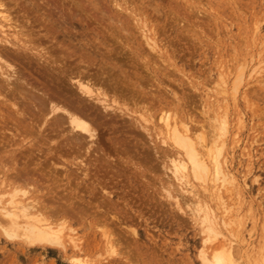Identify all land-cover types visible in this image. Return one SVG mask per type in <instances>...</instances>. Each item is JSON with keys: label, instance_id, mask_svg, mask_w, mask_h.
Returning a JSON list of instances; mask_svg holds the SVG:
<instances>
[{"label": "rangeland", "instance_id": "374dc122", "mask_svg": "<svg viewBox=\"0 0 264 264\" xmlns=\"http://www.w3.org/2000/svg\"><path fill=\"white\" fill-rule=\"evenodd\" d=\"M29 1H32L34 4H38L39 11L45 10L46 3H49L52 8H54L55 6L56 9L62 8L64 11L65 9L66 10L71 9L72 13L75 15L74 20H72L74 26L73 32H75L76 35L78 36L75 42L77 44L80 38L82 43L87 42L88 50L93 55L91 61L79 62L78 54L76 53L75 57L77 58H75L74 60L78 59L75 62L78 61L77 63H80V65L81 63L83 64L81 65V69L84 72L86 73L89 72L92 74L94 73V71H96L95 73L104 71L103 73L105 75L106 74L105 71H107L109 68L111 69L110 62H114L116 60L115 62H117V64L121 63L123 68L127 69L128 73L132 75L133 80H136L137 79L136 77L141 76V74L143 75L149 72L154 77L151 76L152 77L151 80L150 81L145 80L144 83L145 85L149 86L150 92L152 91L151 93L147 94V96L145 95L146 98H144L145 101L149 103H145V101L142 99L143 102H141L140 105L142 103L143 104L142 106L138 105V108L136 109L137 111L135 110V114L134 112L129 114L128 111L126 112V110H124V107L123 108L119 107L117 108L116 111H113L115 114L116 112H118V119L120 118L119 120L121 121V123L123 121L122 119L124 116V115L122 116V114H125L124 117L125 119H127V123H125L126 122L125 121L124 125L127 124L129 125L131 123V128H133L132 132H136L135 133L136 135L128 131L125 132L126 129L128 130V126H125L124 128L120 127L119 129L117 128L118 129L117 130L115 126L119 127L122 125L119 124L120 123L119 120L114 124V127H112L109 124L103 126L101 125L102 123H99L100 126L96 125L97 131H100L101 133L102 130L103 134L102 133H101L102 135L99 134L100 136L98 142L96 144L93 143V147L94 145L97 144L101 145V147L103 148L102 155L101 153L99 154L98 152L93 151L95 152V154L92 152L91 156L95 157L100 155L98 157L100 159L99 160L95 159L96 161L94 160L92 161L89 160L90 158L88 157L85 163L82 164L84 166L83 167L81 166V164H78L81 163L79 160L81 157L79 158L78 157L79 155L75 153L70 154L71 149L68 146V144L61 142L64 141V139L66 138L61 136L62 132L57 133L58 131L52 129L51 127L52 125L51 119H53L51 117L52 115L48 113L49 115H51L50 116L51 119L48 117V114L46 115L48 117L47 118L44 115V113L37 112L39 111L38 107H37L38 109H36V107L34 108V106H32V105L35 106L38 105L37 104L38 101L37 102L35 101L37 99L34 98L35 97L34 95H36L37 92L38 93L41 92L40 91L41 89L39 87H42L41 82L45 79L43 77L42 72L39 70V68H36L37 67L36 64L27 65L26 61H24L23 62L25 65L24 66L23 64H21V62H18L19 61L18 59L11 60L13 61L11 63L16 65L15 67H17L19 71L21 70L19 69V67L20 68L22 67L23 70L21 71L24 73V75H26V77H28V79L31 82L36 81V83L35 82L34 83L39 89L35 88V85L33 87L31 86V84L26 83L25 79L24 82L21 81L23 78L21 79L19 78L18 80L20 81L19 84L17 83L18 84L17 87L20 86L19 89L16 88V84H15V90L13 91L12 96L11 95L9 96L8 94L11 93V90L9 91L6 87L3 88L2 86L0 87V110L4 111L7 118V119L5 118L6 120L3 122L2 125L0 124L1 125L0 134H2L3 137L4 136L6 137L7 135L6 137L7 140H5V138L3 139V137H1L0 135V148L2 147L1 145H3L4 147L1 148L0 150V158H1L0 162L3 164V166L0 164L1 165L0 169H2L0 170L1 171L0 178H2L0 179L1 181L0 190L4 188V185L7 191L12 190L11 189L12 186L6 185L15 175V173L13 172H15L16 169L14 168L15 166L14 164L12 166V162L16 163L17 161L16 167L18 169L21 167H25L29 164L27 166L28 170L27 167H25V170L22 169L23 172L25 171L29 172L30 171L29 168L30 169L33 168V170L31 171L37 169L35 170L36 174L34 172L32 173L29 172V174H31L33 178H35L38 181L37 183L39 184H37L36 187H34L33 184L30 185V183L26 184L28 189L30 188V192L25 193L26 195L24 196L23 192L19 191L18 196L22 197V199L25 200L26 199L32 200L33 197L36 199L35 196H37L40 202H44L45 205H48L50 207L52 206L51 208L54 209L60 207L63 208L62 210L59 211L57 218L62 217L63 214V216L68 219V222L70 226L74 228L73 231L75 233L73 231L71 232L68 231L69 229L65 230V233L67 232L72 234L74 233L73 235L78 234L76 236L79 237V239H77V242L78 244L81 245H79L80 248L75 246H70L73 245V243L70 242L68 239H66L67 242L66 250H62V248L60 247L29 246L23 243H19L17 241L9 240L0 233V264H73L71 262V258L74 257L80 258L86 264H205L200 258L201 250L208 252V254L210 255L211 252L210 249L212 248V246L214 247V245H216L217 243L221 244V239H222L221 237L223 236L232 238L233 240L234 239L237 240L236 243H234L235 245L234 248H236L234 252L235 253L237 252L236 258H238L237 260H240L238 262L239 264H250V262L251 264H255V263L264 264V94H263L264 93L263 91L264 90V80H263L264 79V0H132V1L128 0L137 9L136 11L138 16L136 17L140 18L141 20L144 19L143 21L147 23V26L152 28V32L155 33V37L158 38L157 39L158 42L160 41L159 45L160 47H162L161 49L165 50V51L162 50L160 54H158L157 52L155 53L153 50L151 51L150 49H148L141 36V30L138 27L134 26L135 23L133 22V19L128 20L129 18L131 19L132 16H129L128 12L124 10L118 11L116 6H114L115 3H113V0H29ZM29 1L6 0L5 2L9 4H6L5 6L14 5L13 7L10 6L12 7L10 9V13L12 15H15L16 10L22 8V6L23 7L26 6L25 8H28V6L31 7L32 4ZM139 7L141 8L139 9ZM142 11L144 12L145 15L143 14ZM122 14L126 16L123 17ZM29 15L32 14L29 13ZM142 16L144 17L143 19ZM21 18L22 17L20 16L19 19L23 20ZM118 21L119 22L121 21L120 24H118L119 23ZM83 25L86 26L85 27L86 29L84 28ZM106 27L111 29H107ZM116 29L119 31L115 32ZM121 29H125L124 30L125 33ZM11 30H8L9 33L10 32L12 33ZM0 35L2 36L3 34L0 32ZM121 35H124L125 37ZM110 36H112L113 39ZM120 37L121 38L123 37V40H125L124 43L126 42L127 43L123 44L122 42L123 40ZM10 38L12 39V36H10ZM59 38L60 37L58 36V39ZM114 38L116 39L120 38L121 40L114 41L116 40ZM101 40L104 41L103 43L105 45L102 43ZM44 41H45L44 45L50 44L49 42L46 43V40ZM105 42L107 43V45L109 43V46H107ZM11 46L13 47V45ZM112 46L113 47L116 46L117 48L116 47L113 48ZM138 46L139 48H137ZM115 50L118 51L116 52ZM119 50H121V54ZM123 50L125 51V53L123 52ZM30 52L32 53V51ZM104 52L105 53L109 52V53L105 54ZM122 52L126 55H123ZM132 52H134V54ZM113 53L116 55V57H113L115 55L110 57ZM120 55L122 56L120 57ZM105 56L109 58L107 59ZM144 56H146V58ZM117 57L118 60L116 59ZM147 59L154 61V63L150 61L151 64L147 65L148 70L145 69L147 68L146 66L143 67L148 61ZM139 61L140 63H138ZM88 63H90L91 66H89ZM94 63H98V64L96 65ZM102 63H104L105 65L104 64L102 65ZM101 65L104 67V68L102 67L104 70L101 67H99ZM29 66L33 67L32 72L30 71L31 68H29ZM106 66L108 67L106 68ZM255 68L257 69L256 71ZM113 69L115 73L117 72V70H118L117 74L120 73L118 68L115 67ZM131 70L134 72L133 74ZM241 70H244L243 74L245 76L243 75L240 77L238 75V73H240ZM7 71L8 73L11 74L13 73L10 71L9 68H6V72ZM35 73L37 74L39 73L40 75L39 74L35 75ZM12 78L15 77L12 76ZM191 80H193V82L196 83L194 84ZM225 80H227V85H226L227 94L220 92V90L223 87L222 83ZM147 82L148 84H146ZM50 83L51 85H54L53 81L51 80ZM27 84L28 86H26ZM4 88H6V90ZM20 88L22 90H20ZM3 89L5 90V92L2 93ZM29 90L31 91L29 92ZM218 93L221 94L217 95ZM27 94L29 96L30 94L31 95L34 94L33 95L34 97L31 96V98L34 99V101L29 97L28 99H26V97L28 96ZM24 95H26V97ZM8 96L9 98L10 97L11 98L9 99ZM224 96L228 98L226 99V101L222 100ZM20 98L22 99L20 100ZM23 101H27V102L25 103ZM16 102H17L16 105L17 109H19L20 112L23 113L25 112V110H27L26 112L29 113V115H27L28 113H25L26 115L24 113L23 114L20 113L22 114L21 116L23 117V120L19 119L21 118L20 115L17 117V114L15 112L16 109H13V107H11L12 104L13 103L16 104ZM21 102H23V105ZM219 102L223 104L221 105L219 104ZM226 102L229 107L227 106ZM20 105L22 106L20 107ZM214 105L215 107H213ZM26 106L28 108H26ZM20 108L22 111L20 110ZM35 109L38 114L34 111ZM120 109H123L124 113L120 112L121 111ZM147 109L149 110L150 114L149 112H146L148 111ZM163 109H165V111H169V113L171 112V114L173 113L174 116L177 114V116L175 117H178L184 120L185 122H187L191 126V128L193 127V129L195 130L196 128H198V131L197 130L195 131V136H200L201 138L207 140H209L211 137L210 128L212 123L214 122V119L212 118L213 114L216 113L215 115H217L218 118L227 119L228 122L227 132L226 135L225 134L222 135L223 136L222 138L225 140L224 141L225 149H222V154L220 155L219 159L223 163L226 158L225 160L226 164L223 163V165L224 166L226 165L225 168L226 169L228 168L227 171L230 173V175L232 173V177L234 176L236 177V178L234 177L235 181L232 184H229L230 187L227 184L225 189V187L223 188L222 186L219 185V182L210 180L212 179V175L207 177L208 180H206L207 179L206 177H204L206 178L204 179V178H197L192 174L189 175L188 178L190 181L188 185L195 186L194 187L195 191L197 192L199 191V193L200 192L203 193V194L200 193V195H198L199 193L197 194V192L196 193L192 192L191 191L192 187H190L189 189L185 188L188 186L187 184L186 185L185 183L180 184V182L182 181H180L173 174L170 157L173 154L175 156L176 155L179 156L180 154L181 155L180 157L185 159V155H183L184 152L179 147L176 146L173 147V145L171 146L163 142L164 132L160 131L159 129L160 123L158 122V117H159L158 115L161 114ZM212 111L214 113H212ZM138 112H140V114ZM182 112L184 113V115H182L183 114ZM9 113L11 114V116H9ZM142 115L144 117L145 116L147 117L149 115L150 117L149 116L148 117L151 120L152 125L151 124L149 125L150 123L149 121H148L149 123L145 122L146 120L144 121V117ZM133 116L138 120L141 119L142 120L138 122L136 121V119L132 118ZM141 116L143 118H141ZM14 117L18 119V122L14 120ZM33 117L35 119L37 117L38 120L42 117V119L44 118V120L42 121V119H40L41 121L39 122L38 120H33ZM30 118H32V120ZM92 118L94 117L93 116L88 117V119H90V122ZM188 119H190L191 122ZM32 122L35 124V126L32 125ZM99 122H103V121L100 120ZM147 123L148 125H146ZM139 124L142 125L141 126L142 128L140 127ZM200 124L202 125L198 127V125ZM216 124H218V122H216ZM41 125L43 127H41ZM145 126H147L148 129L144 128ZM1 127L5 128V130H8L7 128H10L12 130L11 131L12 133L10 134L4 132L6 133L4 135V133H2L1 130L3 131L5 130L2 129ZM33 127L35 129H33ZM38 127L42 132L39 129L37 131ZM31 128H32L31 131L32 133L29 131ZM151 128H153V130ZM141 130L142 131L147 130L150 134H148L147 131L142 132ZM8 132H10V130ZM14 132H15V136L17 135V137H14V135L13 137H11ZM160 132L163 134L161 135ZM53 133L54 135L56 134V137L53 136ZM65 133H67V131ZM147 134L148 136L146 139L149 140L150 138V142L154 141L153 143L151 142V145L149 144L150 142L148 140H147L148 142L145 141L146 139L144 135ZM153 134L155 136L157 135H161V136H157L156 138H154L155 136H153ZM150 135L152 136L153 139L150 137ZM111 137L117 138V140L112 139ZM142 137L144 138L142 139ZM21 138H23V140ZM222 138H220V141H222ZM8 140H10V142ZM46 140L50 141L49 143L50 145L47 143L49 141ZM59 140L61 144L59 143ZM1 141H3V143H1ZM4 141L5 142L8 141L9 146L7 144L8 142L4 144L5 143ZM99 141L101 142L99 143ZM51 144L52 145L54 144L53 145L54 153L51 152L50 154H48L49 147H51ZM125 144L128 145L126 146ZM5 145H7L8 147H6ZM66 145L68 147L67 150L69 151V154L67 150H64L67 148ZM118 145L121 146L119 147ZM134 145H139V146H134ZM154 145L156 148L154 150V153H152L153 148L150 147H154ZM115 146L117 147L115 148ZM169 146L171 147L169 148ZM13 147L14 149H11ZM123 147H125V149H123ZM113 148L115 150H113ZM117 148L119 149V153L122 152L121 154L116 153L118 152ZM59 149L63 150V154L65 155V157L67 158L69 157L68 160L64 158L65 159L64 161V159H60V157L54 155L55 151L57 150L58 152L62 151ZM105 149L109 157L107 155L106 157L103 154L104 152H106ZM39 150L41 151L43 150L44 152L46 151L45 153L47 154L44 155L45 153H43V151L39 152ZM156 150L157 152L158 151L161 152L162 150L160 156L162 154L163 157H161V159L157 158V156L159 155L158 153H157L158 155H155ZM83 151L84 148L82 149V152ZM144 151H149V153H146ZM168 151L170 152L171 156L168 154L169 153ZM174 151L176 152L178 151V152L176 153ZM92 154L95 156H93ZM166 154L169 156L167 157ZM103 155L105 157H103ZM119 155H121V158L119 157ZM145 155L146 158L144 157ZM165 155L168 159H165L164 157ZM173 156L171 158H173ZM5 157L7 158L9 157L7 161L10 159L8 162L12 161L10 162L11 164H9L6 161ZM13 157L16 158L14 159ZM2 158L3 159L5 158V161H1L3 160ZM52 159L53 160L55 159L54 161L58 160L57 164L56 162L54 163L57 165V168L61 164L60 165L61 168L54 169L52 166L54 163L51 162L50 164V161ZM45 160H47L48 163ZM121 161L123 162L122 164L120 163ZM43 162H46L47 164ZM55 164L54 167H56ZM162 164L164 165V167ZM49 165L52 166L51 168L54 170L48 169L50 168ZM78 165H80L81 167L79 166V168H77ZM86 165L90 167L85 168ZM41 166L43 168L48 166V168L44 169L46 171L52 170V172L47 171L48 174L50 173L49 176L48 174H46V171L45 172L42 171L43 168L41 169ZM95 167L97 170L95 169ZM87 168L93 170L90 171L91 173L89 172L90 169L86 170V172L88 171L87 172L88 174L90 173L93 176L89 174V176L85 177L86 175L83 172H85V169ZM39 169L41 171H39ZM68 169L71 171H69ZM82 169L84 170L82 171ZM80 171H82L84 176H82V173ZM53 172L55 176L51 175V173L53 174ZM67 172H70L71 174L67 175L66 174ZM93 172L95 174H93ZM190 172L191 171H189V173ZM6 174L8 175L11 174L12 176L9 175L10 177H8L9 178L8 179ZM34 174L36 176L39 175L40 176L39 178L41 179L42 178L44 179V177H46L45 178L46 180L47 179H51V180L46 181L44 179L43 182V180L37 178ZM44 174H46V176ZM62 174L64 176L60 177ZM73 175H75V178ZM102 175L103 177H101ZM90 176L95 178V180ZM51 177L55 178L57 181ZM88 177L90 179H88ZM80 178L83 181L82 180L79 181ZM61 179L62 180L64 179L63 182L61 181ZM169 179L171 180V182ZM93 180L94 182H92ZM204 181H207V183ZM17 182H20L19 187L21 188L23 187L24 189L25 188L27 189L26 185L23 184L24 182L23 183L22 181H17ZM55 182L56 184L60 183L61 185H56L54 184ZM98 182L103 186L99 185L100 187H98L97 186V184H99ZM167 182L169 183L165 184ZM196 182L198 183V185ZM3 183L4 185H2ZM40 183H42V185H40ZM50 183H52L51 186L49 185ZM87 183L90 184V187L89 184ZM170 183L171 185H169ZM160 184H163V187ZM54 185L55 188H53ZM82 185L85 186V188ZM29 186L35 188V190H37L36 192L37 194L34 193L35 190L33 191L32 188ZM164 186L168 187L170 191L168 190V188L165 189L166 187L164 188ZM102 187L104 188V190L105 188L107 190L101 191ZM161 187L164 189H162ZM50 188H53V190ZM78 188L80 189L79 191ZM179 188L180 189L182 188V190L184 191L182 190L179 191L178 190ZM215 188H221L220 191L224 192V194L222 195L223 198L221 200H218L216 197H215L216 199L214 198L215 195L214 193H216L215 190H217ZM83 189H85L86 191ZM81 190H83L84 192H82ZM162 190L164 191L166 190V191L164 192ZM167 190L169 191L168 196L166 193ZM176 190L179 192V195L178 193L175 194ZM47 191H51L52 193H48ZM98 192L100 196L102 195V197H99V194L95 196ZM105 192L106 194H103ZM107 194H111V195L109 196ZM170 194L172 197H174V200L173 198H171ZM195 194H197L198 196ZM5 195L6 196L3 197L2 201H5L10 196V194H5ZM61 195L64 197H62ZM175 195H178V197H176ZM208 195L213 196L212 197L213 199H211V196L209 197ZM94 196L96 198L97 197L99 198L94 199L95 198ZM190 196H192V198H190ZM203 196H205V199L206 197L207 199H209V200L206 199L208 204L211 205L212 208H214L213 210L217 212L219 217L220 216L226 217V219L230 222L231 226L229 228L231 229V232L233 230L232 233L234 236L232 235V233H230L232 236L231 237L230 234L227 233L224 226H223L224 229L222 228V236L219 237L218 239H214L215 241L212 239V237L211 238L209 237L212 236L211 234L208 236L206 235L207 233H209L208 230L205 227L203 229V225L201 226L202 222H200L201 220L198 215L199 213L197 214L199 219L195 214L198 212L196 210L198 207L197 199L198 198L203 199L204 198ZM46 199L48 202L46 201ZM91 200L97 203L91 202ZM184 200H186V203ZM58 201L59 203L62 202L61 205L59 204L60 206L58 205L59 207L56 205ZM106 202L108 205L106 204ZM187 202L189 203V205ZM191 203L192 204L195 203V204L192 205ZM90 204L91 206H89ZM77 205L78 208L76 207ZM82 205L84 207L82 214H84L85 216L84 215L82 216V214H79L77 212L79 206ZM109 205L111 208L108 207ZM67 206L69 209L71 208L70 210H73V212H71L67 208ZM94 206L96 208H94ZM91 207H93L94 210ZM85 208L91 210V212L90 211L88 212V210ZM100 208L101 210L99 211ZM84 210L87 211L85 212ZM96 210L97 212H95ZM108 211L112 215H110ZM112 212H115L116 214ZM98 213H100L101 216ZM91 214L94 216H92ZM106 214L110 215L111 217L106 216ZM119 216L123 218L121 219ZM117 217L120 219L119 220L117 219L118 221L114 220ZM105 219H109V221ZM87 222H89L90 224L89 223L87 224ZM95 222L96 224L93 225ZM98 222L99 223L101 222L102 225H99ZM103 222H106L105 224L113 223L114 225L112 224V226L110 227V224H108L109 227L108 228L107 225L103 226L105 225ZM122 222L125 224H120ZM118 223L120 227L118 226ZM86 224L89 226L88 227L85 226ZM99 226L105 227V230L106 231L109 230V231L105 232L104 228L101 227L102 228L101 229L99 228ZM121 227H124V229H122ZM97 230L101 232L99 233ZM117 230L121 232L118 233ZM115 231H117V234L115 233L116 235H113L112 233H114ZM223 232H226L227 234L225 233V235H223L224 234ZM107 233L108 235L111 234V237L109 236V238H112V235L115 236V238L113 237L114 239L112 238L113 241L112 244L106 242L107 240H109ZM118 235L120 236V238H118ZM204 236L205 239L203 240ZM95 240L98 241V243H96ZM102 240L104 243L102 242ZM207 240H209V243ZM204 241L205 243L202 244V242ZM210 242L212 243L210 244ZM97 244H99V246ZM104 245H106L105 246L106 249L104 248ZM111 245L115 246L118 254H114V252L111 250L112 249ZM207 245L208 246L210 245L209 248L207 247ZM122 253L123 255H121ZM246 260H248L249 262H247Z\"/></svg>", "mask_w": 264, "mask_h": 264}, {"label": "bare ground", "instance_id": "6f19581e", "mask_svg": "<svg viewBox=\"0 0 264 264\" xmlns=\"http://www.w3.org/2000/svg\"><path fill=\"white\" fill-rule=\"evenodd\" d=\"M6 1V0H5ZM5 1L3 0H0V32L3 34L2 36L0 35V76H1V79H0V87L2 86L3 87H6L9 91L11 90V93H8L9 96L11 95L12 96V93L13 91L15 90V84H16V88L19 89V87H17V85L20 83L19 78H23L21 81L24 82V79L26 81V83L28 84H31V86L34 87L35 85V88H37L36 86V81H30L28 79V77H26V75H24V73L21 71L23 70L22 67L19 69H21L20 71L18 70L17 67H15L16 65L12 64L11 60L13 59H18L19 61L18 62H21V64L24 65V61H26V64L30 65H34L36 64L37 67L36 68H39V70L42 72L43 74V77L45 78L41 84H42V87H39L41 90V92H35L36 95H31L30 96L28 95L26 97V95H24L26 97V99L31 98V96H33L35 99L36 102H37V106L35 105H32L34 106V108L36 107V109L39 108V111H37L38 113H44V115L46 116L48 113H50L51 115L48 114V117L50 118V116L53 118L51 119L52 120V129L53 130H56L58 131L57 133H61V136L62 137H66L64 139V141H61V142H64V143H67L68 146L70 147V154L72 153H75L77 155H79L78 157L80 158V162L81 163H78V164H81V166H83L82 164L85 163V161L88 159V157L90 158L89 160H94L96 161L95 159H100L98 158L101 153L102 155V150L103 148L101 147V145L97 144V145H94L93 147V143H97L98 142V139H99V134H103L101 128V133L100 131H97V126L99 125V123H102L101 125L105 126L107 124L111 125L112 127H114V124L116 122H118V112H116V114L113 112V111H116L117 108L119 107H124V110H126V112L128 111L129 114H131L132 112H134L135 114V110L138 108V105H140L142 101V99L145 101L144 98L145 95L147 96V94L151 93L150 92V88L148 85H145V80H151V76H153L152 74L147 73V74H141V76L139 77H136L137 79L136 80H133L132 78V75L128 73L127 69L126 68H123L122 64L119 63L117 64V62H110V66H111V69L109 68L108 71H105L106 74L104 75V71L103 72H98V73H95L96 71H94V73H86L84 72L82 69H81V65H83L81 63H77L75 62L76 60H74L76 56V53L78 54V58H79V62H89L92 60V54L91 52L88 50V43H82L81 42V38L78 40V43L76 44L75 40L78 38V36L76 35L75 32H73V23H72V20H74L75 18V15L72 13L71 9H65V11L61 8V9H56V7L54 6V8L51 7V5L49 3H46L45 4V10H42V11H39V7H38V4H34L32 1H29L31 2L32 6L29 7L28 5V8H25L23 7L22 5V8H19L18 10H16V13L15 15H12L10 13V9L12 7H10L9 5L8 6H5L6 4H9V3H6ZM132 1V0H131ZM9 2V1H8ZM14 2V1H13ZM113 3L114 6H116L117 10L118 11H121V10H124L126 12H128V15L129 16H132V18L128 20H132L133 19V22L135 23V27H138L140 30H141V36L144 40V43L145 45L148 47V49H150L151 51L153 50L155 53L157 52L158 54H160V52H162L163 49H161L162 47H160L159 45V42H158V38L155 37V33L152 32V28L151 27H148L147 26V23L145 21H143L144 17L142 16V19L141 20L140 18L136 17L138 16L137 14V9L133 6V4L131 2H129L128 0H113ZM141 3V1H140ZM144 3V2H143ZM16 4V3H15ZM18 4V3H17ZM126 4V5H124ZM128 4V5H127ZM19 5V4H18ZM24 5V4H23ZM26 5V4H25ZM113 5V4H112ZM140 6V5H138ZM10 7V8H9ZM19 7V6H18ZM58 8V7H57ZM114 8V9H116ZM141 7H139L140 9ZM146 9V7H145ZM59 10V11H57ZM58 12V13H56ZM75 12V11H74ZM123 12V11H122ZM143 12V11H142ZM29 13H31L32 15H29ZM76 13V12H75ZM59 14V16H58ZM118 14V12H117ZM137 14V15H136ZM144 14V12H143ZM141 14V15H143ZM55 15V16H54ZM127 15V16H128ZM145 15V14H144ZM22 17L21 19L23 20H20L19 17ZM122 16H126V15H123ZM121 17V16H119ZM125 19V18H123ZM127 19V18H126ZM120 20V19H119ZM141 20V21H140ZM125 21V20H123ZM119 22V21H118ZM121 22V21H120ZM120 22L118 24H120ZM28 23V24H27ZM151 23V22H150ZM30 24V25H29ZM36 24V25H35ZM149 24V22H148ZM125 25V23H124ZM38 26V27H36ZM84 28L86 27L85 25H83ZM151 26V25H150ZM117 27V26H116ZM153 27V26H152ZM156 27V26H155ZM107 28V27H106ZM126 28V27H125ZM128 28V27H127ZM157 28V27H156ZM155 28V30H156ZM12 29V30H11ZM86 29V28H85ZM104 29V28H103ZM107 29H111V28H107ZM119 29V28H118ZM8 30H11L12 33L10 34ZM114 30V29H113ZM122 31H124L125 29H121ZM127 30V29H126ZM158 30V29H157ZM111 31V30H110ZM119 30L116 29L115 32H117ZM113 32V31H112ZM121 32V31H120ZM155 32V31H154ZM107 33V32H106ZM125 33V31H124ZM128 33V32H127ZM131 33V32H130ZM153 33V34H152ZM159 33V32H158ZM113 34V33H112ZM111 34V35H112ZM118 34V33H117ZM122 34V33H120ZM132 34V33H131ZM10 36H12V39L10 38ZM43 36V37H42ZM58 36L60 37L58 39ZM113 36V35H112ZM110 36L112 39L113 37ZM121 36H124V35H121ZM118 37V36H117ZM125 37V36H124ZM121 38V37H120ZM116 39L114 41H119V40H123V37L121 39ZM46 40V43H50L48 45H44L45 44V41ZM129 39V38H128ZM104 40V39H102ZM101 40V41H102ZM107 41V40H106ZM113 41V42H114ZM104 41H102L103 43ZM123 44H126L124 43L125 40L122 41ZM162 42V41H161ZM106 43V42H105ZM104 44V43H103ZM117 44V43H116ZM121 44V43H119ZM13 45V47L11 46ZM105 45V44H104ZM107 45V43H106ZM109 46V43L108 45ZM120 46V45H119ZM118 46V47H119ZM128 46V45H127ZM131 46V45H130ZM113 47V46H112ZM111 47V48H112ZM116 47V46H114ZM113 47V48H114ZM123 47V45H122ZM121 47V48H122ZM164 47V46H163ZM166 47V46H165ZM168 47V46H167ZM107 48V47H106ZM117 48V47H116ZM120 48V47H119ZM124 48H125V45H124ZM127 48V47H126ZM136 48V47H135ZM134 48V49H135ZM139 48V46L137 47ZM123 49V48H122ZM167 49V48H166ZM130 50V49H129ZM32 51V53L30 52ZM116 52L118 50H115ZM114 51V52H115ZM120 51V54H121V50ZM165 51V50H163ZM112 52V51H111ZM123 52L125 53V51L123 50ZM122 52L123 55H126ZM129 52V51H128ZM103 53V52H102ZM105 53V52H104ZM107 53V52H106ZM105 53V54H106ZM109 53V52H108ZM107 53V54H108ZM127 53V52H126ZM131 53V52H130ZM134 54V52H132ZM167 53V52H166ZM113 55H115L114 53L110 56L112 57ZM136 55V54H135ZM104 56V55H103ZM107 56V55H106ZM105 56V57H106ZM122 55H120L121 57ZM131 56V55H130ZM143 56V55H142ZM95 57V56H94ZM113 57H116L113 56ZM128 57V56H127ZM126 57V58H127ZM133 57V56H132ZM146 58V56H144ZM143 57V58H144ZM98 58V57H97ZM107 59L109 57H106ZM135 58V56H134ZM114 59V58H113ZM112 59V60H113ZM118 60V57L116 58ZM132 59V58H131ZM129 59V60H131ZM128 60V59H127ZM135 60V59H134ZM148 60V59H147ZM94 61V60H93ZM99 61V59H98ZM126 61V60H125ZM150 61L152 60H148L146 62V64L143 66V67H147L145 69L148 70V66L150 63ZM104 62V61H103ZM107 62V61H106ZM121 62V61H120ZM154 63V61H152ZM243 62V61H242ZM92 63V62H91ZM101 63V62H100ZM140 63V61L138 62ZM89 66H91L90 63H88ZM94 64H98V63H94ZM104 63H102L103 65ZM243 64V63H242ZM18 65V64H17ZM99 66V67H103V66ZM105 65V64H104ZM124 65V64H123ZM127 65V64H126ZM125 65V66H126ZM134 65V64H133ZM137 65V64H136ZM246 65V64H245ZM19 66V65H18ZM25 66V65H24ZM86 66V65H85ZM109 66V65H108ZM106 66V68L108 67ZM129 66V65H128ZM93 67V66H92ZM118 68L119 69V74H117V72L115 73L114 72V69L113 68ZM122 67V68H121ZM138 67V66H137ZM246 67V66H245ZM258 67V66H257ZM6 68H9L11 72H13L12 74L11 73H8V71L6 72ZM28 68V67H27ZM30 71L32 72L33 71V67H30L29 66ZM87 68V67H86ZM104 68V67H103ZM102 68V69H103ZM134 68V67H133ZM132 68V70H133ZM139 68V67H138ZM244 68V67H243ZM136 69V68H135ZM36 70V69H35ZM98 70V69H97ZM104 70V69H103ZM113 70V71H112ZM131 70V71H132ZM245 70V69H244ZM244 70H241L240 73H238V75L241 77L243 76V72ZM257 69L255 68V71ZM130 71V70H129ZM254 71V70H253ZM28 72V71H27ZM108 72V73H107ZM19 75H17V74ZM21 73V74H20ZM134 72L132 71V74ZM257 73V72H255ZM15 76H14V75ZM37 73H35L36 75ZM39 74V73H38ZM37 74V75H38ZM138 74V73H137ZM184 74V73H183ZM40 75V74H39ZM15 77V78H12ZM245 76V75H244ZM254 76V75H253ZM38 77V76H37ZM135 77V76H134ZM154 77V76H153ZM225 77V76H224ZM40 78V77H39ZM31 79V78H30ZM33 79V78H32ZM47 79V80H46ZM135 79V78H134ZM190 79V78H189ZM242 79V78H241ZM2 80V81H1ZM39 80V79H37ZM50 80L53 81L54 85H51L50 83ZM144 80V81H143ZM264 80V79H263ZM193 82V80H191ZM235 81V80H234ZM40 82V81H39ZM261 82V81H260ZM18 83V84H17ZM194 83V82H193ZM196 83V82H195ZM194 83V84H195ZM229 83V82H228ZM263 83V82H262ZM28 84L26 86H28ZM40 84V83H39ZM38 84V85H39ZM148 84V82L146 83ZM150 84V83H149ZM223 87L222 89L220 90L221 93H226L227 92V80L223 81ZM234 84V83H233ZM230 85V84H229ZM12 86V87H11ZM263 86V85H262ZM1 88V89H2ZM6 88H4L6 90ZM37 88V89H39ZM219 88V87H218ZM239 88V87H238ZM261 88V87H260ZM3 89V90H4ZM237 89V87H236ZM2 90V93L5 92V90L3 91ZM20 90H22L20 88ZM31 90H29L30 92ZM36 91V90H35ZM264 91V90H263ZM28 92V93H29ZM202 92V91H201ZM200 92V93H201ZM206 92V91H205ZM211 92V91H210ZM218 92V91H217ZM1 93V94H2ZM25 93V92H23ZM27 93V92H26ZM215 93V92H214ZM221 93H218L217 95L221 94ZM6 94V93H4ZM207 94V93H205ZM227 94V93H226ZM264 94V93H263ZM16 95V94H15ZM23 95V94H21ZM154 95V94H153ZM203 95V94H202ZM216 95V96H217ZM3 96V95H2ZM7 96V95H5ZM8 96V98H9ZM231 96V95H230ZM14 97V96H13ZM149 97V96H148ZM220 97V96H219ZM11 98V97H10ZM9 98V99H10ZM18 98H19V95H18ZM153 98V96H152ZM22 98H20L21 100ZM32 99V98H31ZM150 99V98H148ZM147 99V101H148ZM220 99V98H219ZM226 99H228L227 97L224 96V98L222 99L223 101H226ZM233 99V98H232ZM12 100H15V99H12ZM34 101V99H32ZM218 100V99H217ZM17 101V100H16ZM23 102H27V101H23ZM23 102L22 105H23ZM203 102V101H202ZM200 102V103H202ZM12 103V102H11ZM9 103V104H11ZM20 103V104H21ZM24 103V104H25ZM145 103H149V102H146ZM207 103V101H206ZM8 104V105H9ZM143 104V103H142ZM142 104L140 106H142ZM214 104V102H213ZM219 104H221V102H219ZM223 104V103H222ZM221 104V105H222ZM227 104V102H226ZM17 102L16 104L13 103L11 107H13V109H16L15 112L17 114V117L20 115L21 118L19 119H22L23 120V117L21 116L23 113H28L26 112L27 110H25V112H20L19 109H17ZM20 105V107L22 106ZM119 105V106H118ZM160 105V104H158ZM145 106V105H144ZM218 106V104H217ZM225 106V105H224ZM228 106V104H227ZM19 107V106H18ZM24 107V106H23ZM38 107V108H37ZM150 107V106H148ZM215 107V105L213 106ZM226 107V106H225ZM229 107V106H228ZM10 108V107H8ZM26 108H28L26 106ZM30 108V107H29ZM162 108V107H160ZM206 108V107H204ZM218 108V107H217ZM216 108V109H217ZM221 108V107H220ZM33 109V108H32ZM36 109L34 110L36 112ZM144 109V108H142ZM153 109V107H152ZM174 109V108H173ZM21 110V108H20ZM121 111L120 112H123L124 110L123 109H120ZM139 110V109H138ZM148 110V109H147ZM164 110V111H163ZM161 114L158 115V122L160 123V131L161 132H164V139H163V142H165V144H169V145H173L176 146V147H179L180 149L183 150V155H185V159L180 157L181 155L179 154L178 155H174L173 153V158H171V154H170V149H169V155L171 156L170 157V160H171V165H172V170H173V174L182 182L181 183H185V185L189 184V175L192 174L193 176L197 177V178H204V177H208L210 175H212V179L210 180H214L215 182H219V185L222 186L223 188L225 187L226 189V186L228 184V186L230 187L229 184H232L234 181H235V178L232 177V173L230 175V173L227 171L228 168L226 169L225 166L223 165V163H225V160L224 162L222 163V161L219 159L220 155L222 154V149H225V140L222 138L223 136L222 135H226V132H227V125H228V122H227V119L225 118H218L217 115L213 114V117H212V114H211V117L214 119V122L212 123L211 125V128H210V131H211V137L209 140L207 139H204V138H201L200 136H195V131L197 130L198 131V128L193 129V127L191 128V126L185 122L184 120L178 118V117H175L177 116V114L174 116L173 113L171 114V112L169 113V111H165V109H163ZM167 110V109H166ZM209 110V109H208ZM207 110V111H208ZM211 110V109H210ZM214 110V109H213ZM219 110V109H218ZM22 111V110H21ZM119 111V110H118ZM137 111V110H136ZM145 111V110H144ZM151 111V110H150ZM161 111V110H160ZM159 111V112H160ZM177 111V110H176ZM183 111V110H182ZM205 111V110H204ZM222 111V110H221ZM36 112V113H37ZM146 112H149L146 111ZM14 113V112H13ZM22 113V114H20ZM37 113V114H38ZM124 113V112H123ZM140 114V112H138ZM175 113V111H174ZM183 113V112H182ZM212 113H214L212 111ZM36 114V115H37ZM128 114V115H129ZM145 114V112H144ZM150 114V112H149ZM15 115V114H14ZM26 115V114H25ZM29 115V113L27 114ZM40 115V114H39ZM125 116V114H122V116ZM184 115V113L182 114ZM180 115V116H182ZM193 115V114H192ZM210 115V113H209ZM9 116H11V114L9 113ZM31 116V115H30ZM33 116V115H32ZM89 116H93L94 118L91 119V122H90V119H88ZM120 116V115H119ZM123 116V121L119 124H122L121 126H115L116 129L118 128H124L125 126H128V130L126 129V131L128 132H131V133H136V132H132L133 128H131V123L128 125H124V122L127 123V119H125V117ZM132 116V115H131ZM136 116V115H135ZM143 116V115H142ZM141 116V118H143ZM149 116V115H148ZM144 117V121L145 122H148L149 125L151 124V120L149 119V117ZM227 116V115H226ZM29 117V116H28ZM47 117V116H46ZM47 117V118H48ZM210 117V116H209ZM6 118V114L4 113L3 110H0V124L2 125L3 122L7 119ZM133 119H136L134 116L132 117ZM192 118V117H191ZM203 118V117H202ZM25 119V118H24ZM32 120V118H30ZM42 119V117L40 118ZM38 120L37 117L36 119L33 117V120H38L39 122L41 120ZM152 119V118H151ZM194 119V118H193ZM211 119V118H210ZM14 120H16V122H18V119L14 117ZM44 120V118L42 119V121ZM89 120V121H88ZM100 120H102L103 122H99ZM142 120V119H141ZM141 120H138L136 119V121L140 122ZM190 122L191 120L188 119ZM198 120V119H197ZM206 120V119H205ZM45 121H46V118H45ZM44 121V122H45ZM129 121V119H128ZM187 121V119H186ZM30 122V121H29ZM37 122V121H36ZM38 122V123H39ZM48 122V121H47ZM137 122V123H138ZM210 122V120H209ZM212 122V120H211ZM216 122H218V124H216ZM7 123V122H6ZM15 123V122H14ZM31 123V122H30ZM49 123V122H48ZM47 123V124H48ZM142 123V122H141ZM148 123L146 125H148ZM199 123V122H198ZM43 124V123H41ZM136 124V122H135ZM158 124V123H157ZM156 124V125H157ZM204 124V123H203ZM0 125V126H1ZM7 125V124H6ZM31 125V124H30ZM32 125L35 126V124L32 122ZM97 125V126H96ZM140 125V124H139ZM152 125V124H151ZM155 125V124H154ZM202 124L198 125L201 126ZM8 126V125H7ZM28 126V125H27ZM66 126V127H65ZM100 126V125H99ZM123 126V127H122ZM142 125H140L141 127ZM159 126V125H158ZM3 127V126H2ZM1 127V128H2ZM6 127V126H4ZM17 127V126H16ZM32 127V126H31ZM41 127H43L41 125ZM102 127V126H101ZM195 127V125H194ZM142 128V127H141ZM140 128V129H141ZM144 128H147V126H145ZM143 128V129H144ZM154 128V127H153ZM153 128H151L153 130ZM5 130V128H2ZM8 130H1L2 133L4 132H7V133H12L11 129L10 128H7ZM33 129H35L33 127ZM38 129L40 130V128L38 127L37 128V131ZM48 129V128H47ZM45 129V130H47ZM103 129V128H102ZM110 129V128H109ZM115 129V128H113ZM117 129V130H118ZM148 129V128H147ZM150 129V128H149ZM194 131H193V130ZM200 129V128H199ZM229 129V128H228ZM10 130V132H8ZM49 130V129H48ZM107 130V129H106ZM111 130V129H110ZM139 130V129H138ZM23 131V129H22ZM30 132L32 131V128L29 130ZM41 131V130H40ZM44 131V130H43ZM52 131V130H51ZM50 131V132H51ZM55 131V132H56ZM67 131V133H65ZM105 131V130H104ZM116 131V130H115ZM142 131V130H141ZM147 131V130H146ZM146 131H142V132H146ZM151 131V130H150ZM29 132V133H30ZM42 132V131H41ZM45 132V131H44ZM49 132V131H48ZM113 132V130H112ZM124 132V131H123ZM127 132V133H128ZM148 132V131H147ZM155 132V131H153ZM160 132V133H161ZM32 133V132H31ZM108 133V132H107ZM200 133V132H199ZM6 133H4L5 135ZM9 134V135H10ZM101 134V135H102ZM146 134V133H144ZM148 134H150L148 132ZM147 135H144L145 139L147 138ZM163 133H161L162 135ZM1 137H3L2 134H0ZM8 135V136H9ZM17 137V135L15 136V132L12 134L11 137ZM48 135V134H46ZM59 135V134H58ZM65 135V136H64ZM131 135V134H130ZM136 135V134H135ZM161 135H157V136H161ZM200 135V134H199ZM204 135V134H203ZM50 136V134H49ZM52 136V135H51ZM53 136L56 137V134L54 135L53 133ZM153 136H155L153 134ZM157 136H155L154 138H156ZM7 137V135H6ZM6 137L4 136L3 139ZM27 137V136H25ZM53 137V138H54ZM105 137V136H104ZM138 137V136H137ZM142 137V139L144 138ZM150 137L152 138V136L150 135ZM198 137V138H197ZM200 137V138H199ZM225 137V136H224ZM49 138V137H48ZM112 138V137H111ZM161 138V137H160ZM220 138H222V141H220ZM23 140V138H21ZM52 139V138H51ZM106 139V138H105ZM112 139H115L117 140V138H112ZM153 139V138H152ZM28 140V139H27ZM50 140V139H49ZM49 140H46V141H49ZM55 140V139H54ZM62 140V139H60ZM59 140V143L61 144ZM104 140V139H103ZM114 140V141H115ZM133 140V139H132ZM148 139H146L145 141H147ZM10 142V140H8ZM7 141V142H8ZM51 141V140H50ZM47 142L48 144L50 143ZM102 141V140H101ZM99 141V143L101 142ZM113 141V140H112ZM150 142V138L148 140ZM147 141V142H148ZM5 142V141H4ZM7 142H5L4 144H6ZM9 142L7 143L8 146H9ZM24 142V141H23ZM152 143L154 141H151ZM151 142L149 143L151 145ZM162 142V143H163ZM1 143H3V141H1ZM22 143V142H21ZM104 143V142H102ZM109 143V142H107ZM136 143V142H135ZM145 143V142H144ZM114 144V143H113ZM112 144V145H113ZM50 145V144H49ZM54 145V144H53ZM51 144V147H49V153L50 154L51 152L54 153V149H53V146ZM57 145V144H56ZM56 145H55V148H56ZM126 145V144H125ZM128 145V144H127ZM126 145V146H127ZM143 145V144H142ZM2 147L1 148H4L3 145H1ZM6 147H8L7 145H5ZM65 146V145H64ZM103 146V145H102ZM110 146V145H109ZM119 146V145H118ZM121 146V145H120ZM119 146V147H120ZM134 146H139V145H134ZM153 146V145H152ZM167 146V145H166ZM169 146V148L171 147ZM224 146V148H223ZM5 147V148H6ZM40 147V146H39ZM67 147V145H66ZM93 147V148H92ZM112 147V146H111ZM117 146H115L116 148ZM168 147V146H167ZM0 148V150H1ZM18 148V147H17ZM48 148V146H47ZM52 148V149H51ZM84 148V151L82 152V149ZM128 148V147H127ZM150 148H153V152L154 153V150H155V145L154 147H150ZM178 148V150H179ZM11 149H14L11 148ZM68 147L64 150H67ZM94 149V150H92ZM110 149V148H109ZM122 149V148H121ZM123 149H125V147H123ZM164 149V148H162ZM176 149V148H175ZM46 150V149H45ZM59 150H62V149H59ZM112 150V149H111ZM113 150H115L113 148ZM118 152L116 153H119V149L117 148ZM130 150V149H129ZM128 150V151H129ZM147 150V149H146ZM173 150V149H172ZM12 151V150H11ZM43 151V150H42ZM41 150H39V152H42ZM68 151V150H67ZM65 151V152H67ZM95 151V152H98L99 156H95V157H92L91 156V153ZM106 151V149H105ZM126 151V150H125ZM152 151V150H150ZM10 152V151H9ZM13 152V151H12ZM46 152V151H45ZM43 151V153H45ZM62 152V153H61ZM61 152H58L55 151V156L57 157H60V159H67V157H65V155L63 154V150ZM95 152H93L95 154ZM121 152V151H120ZM146 153H149V151H144ZM162 152V150H161ZM160 151L157 152L156 150V153L155 155H158L157 158L158 159H161L162 154L160 156ZM166 152V151H165ZM176 152V151H174ZM178 152V151H177ZM176 152V153H177ZM11 153V152H10ZM42 153V154H43ZM115 153V154H116ZM122 153V152H121ZM119 153V154H121ZM124 153V152H123ZM128 153V152H127ZM151 153V152H150ZM151 153V154H152ZM158 153V154H157ZM175 153V154H176ZM8 154V153H7ZM47 153H45L44 155H46ZM68 154H69V151H68ZM67 154V156H68ZM105 156L107 155L108 156V153L107 151L103 153ZM110 154V153H109ZM151 154H150V157H151ZM182 154V153H181ZM43 155V157H44ZM103 155V157H105ZM144 155V154H143ZM147 155V154H146ZM146 155L144 156L146 158ZM154 155V154H153ZM167 155V154H166ZM166 155L164 156L165 159H168L167 157L169 155ZM13 156V155H12ZM12 156H9V157H12ZM50 156V155H49ZM72 156V155H71ZM106 156V157H107ZM1 157H4V156H1ZM8 157V158H9ZM48 157V156H47ZM52 157V156H51ZM49 157V158H51ZM109 157V156H108ZM119 157L121 158V155H119ZM148 157V158H150ZM6 158V161H7V157ZM5 158L1 161H5ZM14 159L16 157H13ZM41 158V157H40ZM48 158V159H49ZM144 158V159H145ZM1 159V158H0ZM43 159V158H42ZM47 159V160H48ZM64 159V161H65ZM102 159V157H101ZM106 159V158H104ZM108 159V158H107ZM117 159V158H116ZM119 159V158H118ZM224 159V158H222ZM10 160V159H9ZM8 160V161H9ZM21 160V158H20ZM47 160H45L47 162ZM55 160V159H54ZM53 159L50 161V164L51 162H56L57 164V161H54ZM147 160V159H146ZM151 160V159H149ZM7 161V162H8ZM101 161V160H100ZM99 161V163H100ZM119 161V160H118ZM162 161V160H161ZM164 161V159H163ZM166 161V160H165ZM12 162V161H10ZM10 162H8L9 164H11ZM41 162V161H40ZM46 162H43L45 164H47ZM146 162V161H145ZM149 162V161H147ZM17 163V161H16ZM16 163H13L12 162V166L13 164L15 165L14 168L16 169L15 172V175L14 177H12V179L10 180V182H8V184H6L7 186L10 185L12 186V190L11 191H7L6 190V187L4 185V183L2 185H4V188H2L0 190V233L2 235H4L7 239L9 240H13V241H17L19 243H23V244H26V245H29V246H49V247H60L62 248V250H66L67 249V242H66V239H68L70 242L73 243V245H70V246H75V247H79V245L81 244H78L77 242V239H79V237H76L78 234L76 235H73L75 232L73 231V227L70 226L69 222H68V219L65 218L62 214V217H58L57 218V215L59 214V211L62 210L63 208H51L50 206L48 205H45L44 202H40L39 199L37 198V196L33 195L36 197V199L33 197L32 200H25V199H22V197H19L18 194H19V191H22L24 196L26 195L25 193L27 192H30V188L28 189L27 185L26 184H33L34 187H36L38 181L33 178V176L31 174H29V172H34L35 173V170L37 169H34V171H31L33 170L29 168V172L28 171H25L23 172L22 169L25 170V167H21V168H17L16 167ZM36 163V162H35ZM59 163V162H58ZM90 163V162H89ZM87 163V164H89ZM121 164L123 163L122 161L120 162ZM118 163V164H120ZM0 164L3 166V164L0 162ZM55 164V163H54ZM54 164L52 165L53 168H57V165L55 164L56 167H54ZM97 164V163H96ZM117 164V163H116ZM226 164V163H225ZM0 165V166H1ZM26 165V164H25ZM61 165V164H60ZM59 165L58 168H61ZM99 165V164H98ZM161 165V164H160ZM163 165V164H162ZM38 166V165H37ZM50 166V165H49ZM50 166V168H48V166L46 167H42L41 166V169L42 171H46L44 170L45 168H48V169H52ZM63 166V165H62ZM80 165H78L77 168H79ZM80 166V167H81ZM84 167V166H83ZM86 167H90L88 165L85 166ZM162 167V166H161ZM164 167V165H163ZM6 168V167H5ZM57 168V169H58ZM99 168V167H98ZM52 169V170H54ZM63 169V168H62ZM81 169V168H80ZM90 168H87L85 169V172H83L87 177L89 176V174L91 173L90 171H93L92 169ZM96 169V167H95ZM2 170V169H0ZM27 170H28V167H27ZM52 170H50L52 172ZM64 170V169H63ZM67 170V169H66ZM69 170V169H68ZM84 169H82L83 171ZM86 170H89V174L86 172ZM97 170V169H96ZM95 170V171H96ZM100 170V169H99ZM39 171H41L39 169ZM49 171V170H47ZM46 171V174H48ZM49 171V172H50ZM57 171V170H56ZM71 171V170H69ZM78 171V170H77ZM82 171H80L82 173ZM189 171H191L189 173ZM1 172V171H0ZM80 172H77V173H80ZM6 173V172H5ZM82 173V176H84ZM97 173V172H96ZM36 174V173H35ZM34 174V175H35ZM38 174V173H37ZM46 174H44L46 176ZM50 174V173H49ZM48 174V176H49ZM65 174V173H64ZM67 175L71 174L70 172H67L66 173ZM73 174V173H72ZM93 174H95L93 172ZM7 175V178L10 177L9 175L11 174H6ZM43 175V177H44ZM51 175H54V172L53 174L51 173ZM56 175H59V174H56ZM91 175V174H90ZM97 175V174H96ZM100 175V174H99ZM12 176V175H11ZM36 176V175H35ZM55 176V175H54ZM53 176V177H54ZM64 176L63 174L60 176L62 177ZM74 178H75V175H73ZM93 176V175H91ZM90 176V177H91ZM95 176V175H94ZM98 176V175H97ZM192 176V177H193ZM37 178H39L40 176H36ZM42 177V176H41ZM51 177V178H53ZM57 177V176H56ZM70 177V176H68ZM77 177V175H76ZM96 177V176H95ZM103 177V175L101 176ZM167 177V176H165ZM175 177V178H176ZM4 178V177H3ZM46 177H44L45 179ZM84 178V177H83ZM93 178V177H91ZM174 178V179H175ZM204 178V179H206ZM2 179V178H0ZM9 179V178H8ZM41 179V178H39ZM44 179L42 178L41 180H43L44 182ZM55 179V178H53ZM65 179V178H64ZM63 179V180H64ZM69 179V178H68ZM88 179H90L88 177ZM95 180V178H93ZM166 179V178H165ZM194 179V178H193ZM4 180V179H3ZM46 180V179H45ZM48 181L51 180V179H47ZM46 180V181H47ZM56 180V179H55ZM63 180L61 179V181L63 182ZM82 179L80 178L79 181H81ZM94 180L92 182H94ZM105 180V179H104ZM170 180V179H169ZM168 180V181H169ZM208 180V178L206 179ZM17 181H22L23 184L26 185L27 189L25 188H21L19 187L20 186V182H17ZM57 181V180H56ZM68 181V180H67ZM83 181V180H82ZM156 181V180H155ZM160 181V180H159ZM176 181V180H174ZM1 182V181H0ZM3 182V181H2ZM5 182V181H4ZM52 182V181H51ZM60 182V180H59ZM72 182V181H71ZM96 182V181H95ZM100 182V181H99ZM98 182V183H99ZM161 182V181H160ZM159 182V183H160ZM171 182V180H170ZM178 182V181H177ZM207 183V181H204ZM70 183V182H69ZM86 183V182H85ZM91 183V182H90ZM97 183V182H96ZM104 183V181H103ZM157 183V182H156ZM169 182L165 183V184H168ZM197 183V182H196ZM201 183V182H200ZM48 184V183H47ZM52 183H50L49 185L51 186ZM56 184V182L54 183ZM71 184V183H70ZM89 184V183H87ZM92 184V183H91ZM150 184V183H149ZM152 184V183H151ZM213 184V183H212ZM22 185V184H21ZM40 185H42V183H40ZM56 185H61L60 183L56 184ZM85 185V184H84ZM99 185L103 186L102 184H97L98 187H100ZM105 185V184H104ZM107 185V184H106ZM162 187H163V184H160ZM171 185V183L169 184ZM176 185V184H175ZM174 185V186H175ZM198 185V183H197ZM234 185V184H233ZM47 186V185H46ZM83 186V185H82ZM168 186V185H167ZM177 186V185H176ZM181 186V185H180ZM189 186V187H188ZM187 189H189L190 187H192V192L196 193L197 191H195V186L193 185H188ZM0 187H1V184H0ZM32 188V190L34 191L35 188H33L32 186H29ZM43 187V186H42ZM85 188V186H83ZM82 187V188H83ZM89 187H90V184H89ZM88 187V188H89ZM161 187V188H162ZM166 186H164L165 188ZM171 187V186H170ZM213 187H216V186H213ZM232 187V186H231ZM45 188V187H44ZM55 188V185L54 187ZM53 188H50L53 190ZM71 188V187H70ZM81 188V189H82ZM162 188V189H164ZM168 187H166L165 189H167ZM178 188V187H176ZM175 188V189H176ZM184 188V189H185ZM201 188V187H200ZM233 188V187H232ZM9 189V187H8ZM98 189V188H97ZM101 189V188H100ZM205 189V188H204ZM207 189V188H206ZM217 189V190H215ZM215 192L213 195H214V198L216 197L218 200H221L223 198V194L224 192H221L220 189L221 188H215ZM4 190V191H3ZM31 190V191H32ZM42 190V189H41ZM49 190V189H48ZM77 190V189H76ZM80 189L78 188V191ZM85 190V189H83ZM83 190H81L82 192H84ZM105 190H107L105 188ZM104 188L102 187L101 191H105ZM169 190V188H168ZM167 190V196H168V193L169 191ZM179 191L182 190V188L178 189ZM212 190V189H211ZM3 191V192H2ZM39 191V190H38ZM66 191V189H65ZM64 191V192H65ZM69 191V190H68ZM80 191V192H81ZM86 191V190H85ZM93 191V190H92ZM100 191V190H99ZM100 191V192H101ZM164 191V190H162ZM166 191V190H165ZM164 191V192H165ZM173 191V190H172ZM184 191V190H182ZM189 191V190H188ZM224 191V190H223ZM37 190H35L34 193H36ZM43 192V191H42ZM40 192V193H42ZM48 193H52L51 191H47ZM56 192V191H55ZM63 192V191H62ZM61 192V193H62ZM74 192V191H73ZM97 192V191H96ZM187 192V191H186ZM191 192V193H192ZM211 192V191H210ZM33 193V194H34ZM79 193V192H78ZM86 193V192H85ZM95 193V192H94ZM112 193V192H111ZM179 195V192L176 190L175 194ZM190 193V194H191ZM199 193V191L197 192V194ZM202 193V192H200ZM200 193L198 195H200ZM213 193V192H212ZM5 194H10V196L8 197V199H6L5 201H2L3 200V197L6 196ZM21 194V193H20ZM37 194V193H36ZM46 194V193H45ZM59 194V193H58ZM70 194V193H69ZM75 194V193H74ZM99 194V192L95 195L97 196ZM103 194H106L103 193ZM195 194V195H197ZM203 194V193H202ZM201 194V195H202ZM32 195V194H31ZM30 195V196H31ZM63 195V194H62ZM61 195V196H62ZM91 195V194H90ZM107 195H111V194H107ZM178 195H175L176 197H178ZM197 195V196H198ZM39 196V195H38ZM56 196V195H55ZM66 196V195H65ZM82 196V195H81ZM94 196V197H95ZM171 196V194H170ZM186 196V195H185ZM188 196V195H187ZM206 196V194H205ZM205 196H203L204 198L201 199V198H198L197 199V213H195L196 215L198 214L199 217H200V222L201 223V226L203 225V229L204 227L208 230L209 233H207L206 235H212V236H209L210 238L212 237V239H218L219 237L222 236V228L226 229L227 233L230 234L233 232H231V229L229 228L231 225H230V222L226 219V217H222V216H218L217 212L215 210H213L214 208L211 207V205L208 204L207 200V197L205 199ZM209 196V195H208ZM211 196V195H210ZM209 196V197H210ZM54 197V196H53ZM57 197V196H56ZM64 197V196H62ZM60 197V198H62ZM72 197V196H71ZM74 197V196H73ZM80 197V196H78ZM92 197V198H94ZM99 197H102V195L100 196L99 194ZM97 197V198H99ZM196 197V196H195ZM213 196H211V199ZM21 198V199H20ZM24 198V197H23ZM43 198V197H42ZM55 198V197H54ZM96 197L94 199H97ZM170 198V197H169ZM171 198H173L174 200V197L171 196ZM190 198H192V196H190ZM189 198V199H190ZM215 198V199H216ZM30 199V198H28ZM65 199V198H64ZM70 199V198H69ZM75 199V198H74ZM80 199V198H79ZM93 199V200H94ZM37 200V201H36ZM42 200V199H41ZM76 200V199H75ZM74 200V201H75ZM107 200V199H105ZM175 200H178V199H175ZM47 201V199H46ZM55 201V200H54ZM98 201V200H97ZM185 203H186V200H184ZM192 201V200H191ZM189 201V202H191ZM195 201V200H194ZM212 201V200H211ZM48 202V201H47ZM72 202V201H71ZM84 202V201H83ZM91 202H95V201H92ZM221 202V201H220ZM70 203V201H69ZM97 203V202H95ZM93 203V204H95ZM99 203V202H98ZM103 203V202H102ZM188 203V202H187ZM213 203V202H212ZM61 205L62 202L59 203H56V205ZM73 204V203H72ZM87 204V203H86ZM92 204V203H91ZM91 204L89 206H91ZM100 204V203H99ZM104 204V203H103ZM107 204V202H106ZM192 204V203H191ZM195 204V203H194ZM192 204V205H194ZM59 205V206H60ZM66 205V204H64ZM81 205V204H80ZM108 205V204H107ZM189 205V203H188ZM215 205V204H214ZM58 206V207H59ZM75 206V205H74ZM101 206V205H100ZM213 206V205H212ZM55 207V206H54ZM63 207V205H62ZM78 208V205L76 206ZM110 207V205L108 206ZM107 207V208H108ZM190 207V206H189ZM68 208V206H67ZM83 205L82 206H79V209L77 210V212L79 214H82L83 213ZM93 210L94 208H96L94 206L91 207ZM104 208V206H103ZM102 208V209H103ZM111 208V207H110ZM69 209V208H68ZM71 209V208H70ZM69 209V210H70ZM75 209V207H74ZM87 209V208H85ZM98 209V208H97ZM114 209V208H113ZM88 212L91 210L87 209ZM86 210V211H87ZM101 210V208L99 209V211ZM66 211V210H65ZM71 212H73V210H70ZM85 211V210H84ZM85 211V212H86ZM110 211V210H109ZM108 211V213H110ZM64 212V211H63ZM84 212V213H85ZM97 212V210L95 211ZM195 212V211H194ZM66 213V212H65ZM105 213V212H104ZM112 213H115V212H112ZM119 213V212H118ZM122 213V212H121ZM87 214V213H86ZM94 214V213H93ZM100 216L101 214L98 213ZM116 214V213H115ZM194 214V215H195ZM55 215V217H54ZM66 215V214H65ZM84 214H82L83 216ZM92 215V214H91ZM105 215V214H104ZM110 215H112L110 213ZM110 215H107L106 216H109L111 217ZM197 215V217H198ZM76 216V215H75ZM85 216V215H84ZM89 216V215H88ZM94 216V215H92ZM105 216V217H106ZM114 216V215H113ZM113 216H112V219H113ZM72 217V216H71ZM70 217V218H71ZM104 217V218H105ZM115 217V216H114ZM120 217V216H119ZM198 217V219H199ZM91 218V217H90ZM97 218V217H96ZM121 218V217H120ZM120 218H115L114 220H119ZM123 218V217H122ZM121 218V219H122ZM93 219V218H92ZM100 219V217H99ZM98 219V220H99ZM195 219V218H194ZM81 220V219H80ZM86 220V219H85ZM84 220V221H85ZM91 220V219H90ZM105 220H108L109 219H105ZM113 220V221H114ZM117 220V221H118ZM229 220H230V217H229ZM96 221V220H95ZM100 221V220H99ZM122 221V220H121ZM232 221V220H231ZM86 222V221H85ZM83 222V223H85ZM102 222V221H101ZM100 222V223H101ZM124 222V221H123ZM120 223V224H125V223ZM126 222V221H125ZM198 222V221H197ZM196 222V223H197ZM199 222V223H200ZM89 222H87L88 224ZM99 223V222H98ZM99 225H102V223ZM104 224L106 222H103ZM85 225V226H89V225ZM90 224V223H89ZM96 222L93 224L95 225ZM110 224V223H108ZM108 224H105L103 226H106L108 227ZM113 224V223H112ZM112 224H110V227L112 226ZM117 224V223H116ZM114 225V224H113ZM118 226H119V223H118ZM122 226V225H121ZM126 226V225H125ZM224 226V227H223ZM76 227H79V226H76ZM102 227V226H101ZM99 226V228H101ZM120 227V226H119ZM118 227V228H119ZM104 228L105 230V227H102ZM101 228V229H102ZM109 228V227H108ZM122 229H124V227H121ZM233 228V227H231ZM69 229L68 231H73L74 233H65V230ZM126 229V228H125ZM92 230V229H91ZM96 230V229H95ZM100 230V229H99ZM99 230H97L99 232ZM135 230V229H134ZM76 231V230H75ZM109 231V230H108ZM105 230V232H108ZM111 231V230H110ZM118 231V230H117ZM117 231H115L114 233H112L113 235H116L117 234ZM101 232V231H100ZM99 232V233H100ZM104 232V233H105ZM121 232V231H120ZM118 231V233H120ZM206 232V230H205ZM78 233V232H77ZM116 233V234H115ZM225 235L226 232H223ZM226 233V234H227ZM94 234V233H93ZM102 235V233H101ZM112 235V238L115 236ZM233 235V233H232ZM107 236L109 238V236L111 237V234L108 235L107 233ZM227 236V235H226ZM231 236V234H230ZM229 236V237H230ZM234 236V235H233ZM76 237V238H75ZM104 237H105V234H104ZM232 237V236H231ZM94 238V237H93ZM103 238V237H102ZM112 238H109V240H107L106 242H109V244H112ZM113 238V239H114ZM118 238H120V236L118 235ZM221 244L220 243H217L216 245H214V247L212 246V248L210 249V255L208 254V252L206 251H203L201 250V253H200V258L201 260L205 263V264H239L238 262L240 260H237L238 258H236V253L234 252L236 250V248H234V243H236V239H232V238H228V237H221ZM92 239V238H91ZM105 239V238H104ZM107 239V237H106ZM205 239V236L203 238V240ZM209 239V238H208ZM94 240V239H93ZM101 240V238H100ZM211 240V239H210ZM96 241V240H95ZM208 243H209V240H207ZM206 241V243H207ZM215 241V240H214ZM103 242V240H102ZM111 242V243H110ZM116 242V241H115ZM114 242V243H115ZM218 242V241H217ZM220 242V240H219ZM81 243V242H80ZM96 243H98V241H96ZM104 243V242H103ZM117 243V242H116ZM122 243V242H120ZM204 242H202V244H204ZM212 242H210L211 244ZM106 244V243H105ZM119 244V242H118ZM88 245V244H87ZM99 246V244H97ZM107 245V244H106ZM106 245H104V248L106 249ZM122 245V244H121ZM210 246V245H209ZM209 246L207 245V247L209 248ZM94 247V246H93ZM97 247V246H96ZM109 247V246H107ZM118 247V246H117ZM120 247V246H119ZM126 247V246H125ZM202 247V246H201ZM205 247V246H204ZM206 247V248H207ZM80 248V247H79ZM86 248V247H85ZM89 248V247H88ZM111 250L114 252V254H118L117 253V250L115 248V246L111 245ZM127 248V247H126ZM203 248V247H202ZM120 249V248H119ZM118 249V250H119ZM149 249V248H148ZM205 249V248H204ZM80 250V249H79ZM84 250V249H83ZM92 250V249H91ZM123 250V249H122ZM76 251H77V248H76ZM199 251V250H198ZM79 252V251H78ZM109 252V251H108ZM111 253V252H110ZM109 254V253H108ZM112 254V255H114ZM120 255V254H119ZM118 255V256H119ZM123 255V253L121 254ZM74 256V254H73ZM79 256V255H78ZM199 256V255H198ZM238 256V255H237ZM82 257V256H80ZM117 257V255H116ZM240 257V256H239ZM248 259H249V256H248ZM247 262H249L248 260H246ZM71 262L73 264H86L83 260H81L80 258H71ZM202 262V263H203ZM260 262V261H259ZM242 263V262H241ZM251 264V262H250ZM257 264V263H255Z\"/></svg>", "mask_w": 264, "mask_h": 264}]
</instances>
